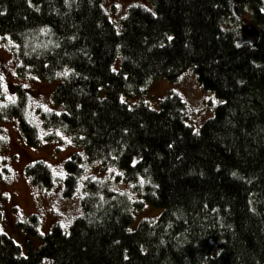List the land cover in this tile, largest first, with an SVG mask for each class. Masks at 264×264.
<instances>
[{
    "label": "trees",
    "instance_id": "1",
    "mask_svg": "<svg viewBox=\"0 0 264 264\" xmlns=\"http://www.w3.org/2000/svg\"><path fill=\"white\" fill-rule=\"evenodd\" d=\"M147 1L130 6L118 28L108 0H0V38L13 43L17 73L61 78L51 95L61 110L41 118L77 149L64 162L63 196L82 192L68 228L54 225L26 255L1 230L0 209V264H264V0H239L260 31L256 48L237 46L231 0ZM188 70L220 101L197 128L179 95L159 109L127 100ZM17 90L0 120L17 117L36 145ZM95 164L115 169L114 179L89 175ZM26 173L38 187L55 185L44 162ZM144 205L161 212L129 230ZM35 224L25 228L35 233Z\"/></svg>",
    "mask_w": 264,
    "mask_h": 264
},
{
    "label": "rangeland",
    "instance_id": "2",
    "mask_svg": "<svg viewBox=\"0 0 264 264\" xmlns=\"http://www.w3.org/2000/svg\"><path fill=\"white\" fill-rule=\"evenodd\" d=\"M133 5L149 6L147 0H108V15L118 28L128 8ZM244 20L249 21L246 17ZM17 65L13 43L0 38V105L15 103L18 99L17 89L21 87L27 96L24 117L37 127L40 138L36 145H29L17 126V117L16 120H0L1 230L26 255L29 249H36L41 245L42 236L54 225L68 228L70 222L81 212L82 192L78 191L71 198L63 196L64 162L77 149L69 134L45 127L41 118L45 112L61 110L51 100L56 82L43 81L32 75L21 76L16 71ZM171 94L184 99L188 111L187 124L195 128L214 115L220 102L213 92L201 89L192 70L185 72L175 83L154 80L145 88L140 98L128 97L127 100L133 102L140 99L150 108L159 109L162 100ZM121 98L125 101V96ZM35 162H44L50 167L55 177L53 188H41L31 182L26 169ZM87 172L102 180H113L116 174L115 169L103 170L99 164L88 166ZM118 184L120 189L130 190L128 184ZM160 212V208L156 210L147 205L135 209L134 221L129 225V230H135L139 220L155 217ZM31 218L36 219L37 234L25 228Z\"/></svg>",
    "mask_w": 264,
    "mask_h": 264
},
{
    "label": "water",
    "instance_id": "3",
    "mask_svg": "<svg viewBox=\"0 0 264 264\" xmlns=\"http://www.w3.org/2000/svg\"><path fill=\"white\" fill-rule=\"evenodd\" d=\"M233 3L232 12L235 18L241 22L240 36L236 42L238 47L248 44L249 46L256 48L260 41V31L257 26L248 23L244 20L242 13L240 12L239 0H231Z\"/></svg>",
    "mask_w": 264,
    "mask_h": 264
},
{
    "label": "bare ground",
    "instance_id": "4",
    "mask_svg": "<svg viewBox=\"0 0 264 264\" xmlns=\"http://www.w3.org/2000/svg\"><path fill=\"white\" fill-rule=\"evenodd\" d=\"M60 80H61V78L58 79V81H60ZM58 81L55 83L54 88H55V86L58 84ZM54 88H53V89H54Z\"/></svg>",
    "mask_w": 264,
    "mask_h": 264
}]
</instances>
